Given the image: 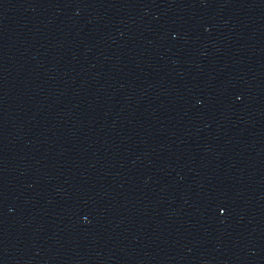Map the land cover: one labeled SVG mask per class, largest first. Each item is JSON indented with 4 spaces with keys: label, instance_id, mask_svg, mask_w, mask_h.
<instances>
[{
    "label": "water",
    "instance_id": "1",
    "mask_svg": "<svg viewBox=\"0 0 264 264\" xmlns=\"http://www.w3.org/2000/svg\"><path fill=\"white\" fill-rule=\"evenodd\" d=\"M0 264H264V0H0Z\"/></svg>",
    "mask_w": 264,
    "mask_h": 264
}]
</instances>
